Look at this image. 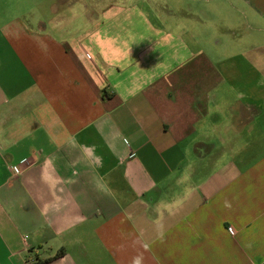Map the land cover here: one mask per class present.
<instances>
[{
    "label": "crops",
    "instance_id": "0c3cea01",
    "mask_svg": "<svg viewBox=\"0 0 264 264\" xmlns=\"http://www.w3.org/2000/svg\"><path fill=\"white\" fill-rule=\"evenodd\" d=\"M0 264H264V0H0Z\"/></svg>",
    "mask_w": 264,
    "mask_h": 264
},
{
    "label": "built area",
    "instance_id": "2783aa9c",
    "mask_svg": "<svg viewBox=\"0 0 264 264\" xmlns=\"http://www.w3.org/2000/svg\"><path fill=\"white\" fill-rule=\"evenodd\" d=\"M15 171H19V168H17V167H15ZM228 230H229V232L231 233V234H235L236 233V230H235V228L233 227V226H229L228 227Z\"/></svg>",
    "mask_w": 264,
    "mask_h": 264
},
{
    "label": "trees",
    "instance_id": "16d2710c",
    "mask_svg": "<svg viewBox=\"0 0 264 264\" xmlns=\"http://www.w3.org/2000/svg\"><path fill=\"white\" fill-rule=\"evenodd\" d=\"M63 251L59 252L58 255H60Z\"/></svg>",
    "mask_w": 264,
    "mask_h": 264
}]
</instances>
